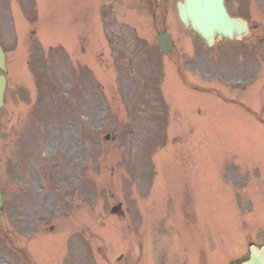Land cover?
<instances>
[{
	"label": "rangeland",
	"instance_id": "374dc122",
	"mask_svg": "<svg viewBox=\"0 0 264 264\" xmlns=\"http://www.w3.org/2000/svg\"><path fill=\"white\" fill-rule=\"evenodd\" d=\"M177 1L40 0L31 25L13 14L0 264H239L264 245V125L226 104L264 119V0H226L250 34L213 48L182 28Z\"/></svg>",
	"mask_w": 264,
	"mask_h": 264
},
{
	"label": "water",
	"instance_id": "95a60500",
	"mask_svg": "<svg viewBox=\"0 0 264 264\" xmlns=\"http://www.w3.org/2000/svg\"><path fill=\"white\" fill-rule=\"evenodd\" d=\"M177 13L180 23L186 28L190 27L209 45L213 43L215 37L240 39L247 34V27L241 20L228 16L223 0H182L177 4ZM159 42L162 52L168 53L171 42L165 34L160 36ZM0 69L5 72L4 56L1 49ZM4 88V78L0 77V107H2ZM242 264H264V247L258 250L251 246L250 258Z\"/></svg>",
	"mask_w": 264,
	"mask_h": 264
},
{
	"label": "flooded vegetation",
	"instance_id": "af4514ba",
	"mask_svg": "<svg viewBox=\"0 0 264 264\" xmlns=\"http://www.w3.org/2000/svg\"><path fill=\"white\" fill-rule=\"evenodd\" d=\"M241 9H247L249 4H252L254 0H237Z\"/></svg>",
	"mask_w": 264,
	"mask_h": 264
}]
</instances>
